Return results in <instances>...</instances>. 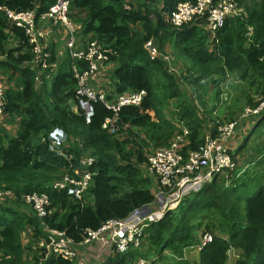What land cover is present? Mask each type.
<instances>
[{
  "label": "trees",
  "instance_id": "16d2710c",
  "mask_svg": "<svg viewBox=\"0 0 264 264\" xmlns=\"http://www.w3.org/2000/svg\"><path fill=\"white\" fill-rule=\"evenodd\" d=\"M53 1L0 0V8L16 13L36 9L39 15ZM122 1L69 0L68 8L69 19L80 27L81 43L96 42L106 51V64L115 66L106 99L146 92L138 106L121 108L114 134L101 128L112 113L100 102L89 122L80 111H71L76 87L72 66L83 67L82 62L51 45L50 68H38L25 30L0 10V74L8 82L3 120L16 127L15 136L0 139V190L14 197L0 200V264H76L39 248L43 227L22 197L47 196V227L65 232L75 243L82 241L87 230L153 202L147 158L155 148L168 146L185 128L187 144L180 150L185 160L204 142L202 112L212 122L208 135H217L223 123L216 106L206 114L198 103L206 107L202 97L208 90H214L219 102L225 87L245 104L229 121L236 123V145L227 150L232 166L146 227L138 248L109 258L107 264H191L186 253L193 248L196 264H229L234 251L239 258L233 264H264V109L242 117L246 108L264 102V0H233L243 15L224 20L213 50L201 20L180 28L165 22L179 3L197 0H128L130 10L123 9ZM148 41L158 52L154 60L144 48ZM165 45L188 63L179 76L168 71L161 57ZM172 101L173 114L166 113ZM171 115L181 126L171 122ZM54 130L66 137L62 156L48 148ZM85 158L93 159L84 168L94 175L77 200L54 185L82 167L79 161ZM206 234L211 241L203 245ZM23 235L29 238L26 245Z\"/></svg>",
  "mask_w": 264,
  "mask_h": 264
},
{
  "label": "built area",
  "instance_id": "2783aa9c",
  "mask_svg": "<svg viewBox=\"0 0 264 264\" xmlns=\"http://www.w3.org/2000/svg\"><path fill=\"white\" fill-rule=\"evenodd\" d=\"M123 9L130 10L128 0H123ZM69 0H54L49 9L37 15L36 9L24 12H13L0 8L7 19L14 25L25 30L28 43L35 56L33 64L42 70L50 68L48 60V40L55 28L63 29V50L69 52L72 60L80 61L83 67L72 66L73 78L76 81L74 112H81L86 122L94 116V104L100 102L112 113L106 118L101 128L109 134L118 131V114L124 106H138L146 95L144 90L122 93L107 100V91L99 85L104 76L106 51L94 41H81L77 34L79 26L73 24L68 17ZM243 11L233 0H197L179 3L175 10L165 17V22L172 28H180L201 20L200 27L207 34L209 49L217 45V32L227 17H241ZM62 30V31H63ZM251 31L250 28H248ZM150 60L157 58L158 52L152 41L144 44ZM167 63L169 58L164 57ZM38 67V68H39ZM54 67V65H51ZM0 81V120L4 117L6 105L5 87ZM264 109V102L258 108H246L244 115H257ZM3 117V118H2ZM236 123H227L218 128L215 137L205 135L204 142L198 149L189 151L185 160L180 150L187 144L188 130L183 128L168 146L157 147L147 158V173L153 178L152 203L133 210L122 219L109 220L96 230H87L82 241L75 243L65 232L47 227L44 219L47 216L48 197L45 195H27L22 197L25 203L32 207L33 214L43 227V237L39 248H44L46 254L61 256L68 261H95L107 264L109 258L125 254L131 248H138L142 241L143 231L151 223L160 221L164 215L176 209L182 200L191 193L197 192L205 183L211 182L214 175L232 166L228 147L236 145L232 138ZM66 137L59 130L50 134L48 148L58 156L63 155ZM93 162L91 158L79 161L82 167L75 168L72 174H66L55 182V188L66 190V194L74 199H81L89 186L94 174L90 173L87 165ZM13 194L8 190H0V200H11ZM31 230L29 231V233ZM211 241V236L203 237V245ZM136 264H145L140 260Z\"/></svg>",
  "mask_w": 264,
  "mask_h": 264
},
{
  "label": "rangeland",
  "instance_id": "374dc122",
  "mask_svg": "<svg viewBox=\"0 0 264 264\" xmlns=\"http://www.w3.org/2000/svg\"><path fill=\"white\" fill-rule=\"evenodd\" d=\"M136 28L137 29H135V30L140 29L137 26H136ZM54 32H53L54 35L52 34L53 35L52 40H56L59 50H63V40H64L63 39V34L61 32H59L58 30H55ZM161 57L169 58V61L167 62L168 71L171 72V73H175L176 76H179L181 71H184L185 66L188 65V63L185 62V60L182 57L174 54V51L172 50V48L169 45H165L164 52L161 55ZM174 62H177V63L174 64ZM105 66L108 69L105 72L104 76L100 78L99 85L104 90L109 91L110 90V82H111V70L115 66L113 64H105ZM0 81L3 84L2 86L5 87L6 85H8L6 77L2 76L1 74H0ZM188 89H189V91L192 92V90L189 87H188ZM226 91H227V88L225 87L223 89V91H222V95L220 96V101L216 102L217 100L214 97V90H208L207 94H205L202 97V101L204 99L205 100L204 102H206V107H203L200 103H198L200 105L201 109L204 112H206V114H209L211 112V110H213L212 109L213 106H216V108H217L216 116L219 117V120L223 124L229 123V121H231L232 118L235 119L237 117L238 113L241 111L242 107L245 106V104L241 103L238 100V93L237 92L231 90L230 93L228 94ZM174 102L175 101H172L169 104V106L166 108V113L173 114V111H174V108H175L174 107ZM199 111H200V113L202 112L201 110H199ZM200 118L205 120L202 123V125L204 126L203 127V129H204L203 131H204L205 135H207L208 134V129L212 126V124H211L212 122H210L209 118L206 117L203 114V112L201 113ZM170 120L174 124L180 125L178 123V118L174 117V115L170 116ZM2 121H3V119L0 120V139L4 140V137H3L4 135L3 134H7L10 137V135H12L14 127H13V125H9V124H7L5 122H2ZM2 130L4 132H2ZM145 170H146V167H145ZM28 240H29V238H28L27 235H23L22 236V244L23 245H26ZM186 259L191 264H196L197 263V261H198V251L196 250V248H193L188 253H186ZM228 262H230V264H233V261H231L230 257L228 258ZM91 264H98V263L95 262V261H92Z\"/></svg>",
  "mask_w": 264,
  "mask_h": 264
},
{
  "label": "crops",
  "instance_id": "0c3cea01",
  "mask_svg": "<svg viewBox=\"0 0 264 264\" xmlns=\"http://www.w3.org/2000/svg\"><path fill=\"white\" fill-rule=\"evenodd\" d=\"M55 30H58L59 32H61L62 34H63V32H64V30L62 31L61 29H59V28H55L54 30H53V32L55 31ZM55 33V32H54ZM54 33H52V31H51V33H50V38H49V40H48V50H49V53H50V46L51 45H55L56 47H57V42H56V40H52V37H53V35H54ZM53 34V35H52ZM63 39H64V34H63ZM60 54H61V51H60ZM104 71H106L108 68L104 65ZM113 69V68H112ZM105 74V73H104ZM70 108H71V111L72 112H74V106H73V104H72V106H70ZM75 113V112H74ZM5 117V116H4ZM4 119V118H3ZM2 122H4V120L2 121ZM14 127V126H13ZM15 132H16V127L15 128H13V132H12V135H10V137L11 136H15ZM14 199V198H13ZM42 238V236L40 237V239ZM40 241V240H39ZM238 255V256H237ZM230 258H231V261H233L234 262V260L237 258H239V253L237 252V251H234V253H231V256H230ZM76 264H78L76 261H74ZM81 262V264H91V262L90 261H86V260H81L80 261ZM229 264H230V262H228Z\"/></svg>",
  "mask_w": 264,
  "mask_h": 264
},
{
  "label": "water",
  "instance_id": "95a60500",
  "mask_svg": "<svg viewBox=\"0 0 264 264\" xmlns=\"http://www.w3.org/2000/svg\"><path fill=\"white\" fill-rule=\"evenodd\" d=\"M37 73H38L39 78H41V74H40V71L38 69H37Z\"/></svg>",
  "mask_w": 264,
  "mask_h": 264
},
{
  "label": "clouds",
  "instance_id": "9594fccd",
  "mask_svg": "<svg viewBox=\"0 0 264 264\" xmlns=\"http://www.w3.org/2000/svg\"><path fill=\"white\" fill-rule=\"evenodd\" d=\"M153 42V41H152Z\"/></svg>",
  "mask_w": 264,
  "mask_h": 264
}]
</instances>
